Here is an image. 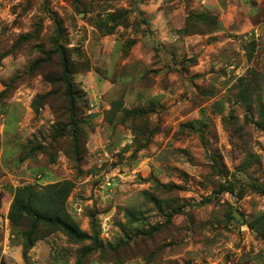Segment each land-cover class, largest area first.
I'll list each match as a JSON object with an SVG mask.
<instances>
[{
    "label": "rangeland",
    "instance_id": "1",
    "mask_svg": "<svg viewBox=\"0 0 264 264\" xmlns=\"http://www.w3.org/2000/svg\"><path fill=\"white\" fill-rule=\"evenodd\" d=\"M0 2V262L264 264V237L249 224L264 215V0ZM121 9L126 18L112 31L108 13ZM193 11L215 15L216 29L186 35ZM56 41L72 52L88 99L76 141L68 127L55 134L67 103L62 85L43 76L56 69ZM44 56L45 66L32 64ZM119 97L152 108L159 131L146 147L135 150L122 111L105 122ZM72 141L77 167L63 154ZM64 178L75 183L66 207L92 237L39 233L24 258L22 227L7 217L13 190ZM227 181L233 192L213 193Z\"/></svg>",
    "mask_w": 264,
    "mask_h": 264
},
{
    "label": "trees",
    "instance_id": "2",
    "mask_svg": "<svg viewBox=\"0 0 264 264\" xmlns=\"http://www.w3.org/2000/svg\"><path fill=\"white\" fill-rule=\"evenodd\" d=\"M121 10V13H108V19L114 21V24L110 26L112 31L113 27L115 28L118 25L116 22L121 18L120 14L122 15V18H126L127 11L124 9ZM142 21L143 23H146V21ZM103 24L108 23L104 22ZM217 26L218 19L215 15L208 14V12L205 11H193L186 16L184 26L180 30L185 32L186 35H192L195 33L206 34L214 31ZM110 27H108V31H111ZM60 28L61 27L57 23L56 30L59 32V35H61ZM54 50L58 55L56 69H54L55 71L52 70L53 73L51 72V74H48L50 71L45 72L43 76L48 80H52L50 82L58 81L62 85V94L67 103L66 111L69 117L67 122L62 124V126L55 131V134L57 137L65 136L66 133L64 132V129L68 127L71 129L69 132L70 135L73 137V140L76 141L78 139V133L83 132L82 127L84 126L85 120H83L80 113H84L86 110L88 99L84 89L77 86L73 79L74 73L78 72L79 69L77 70L73 67L72 52L58 41L55 42ZM46 63H48V61L44 56L34 59L32 64L36 67H43ZM88 68L89 67L87 66V69ZM241 96L242 95H240V97ZM149 109L152 110V108L147 109L142 106H135L132 108L124 107L122 97H119L111 102L104 118L105 121H108L109 123L114 122L113 119H115L117 113L122 111L123 115L120 118V123L127 125L132 132L135 138L136 150L146 147L151 142L154 134L159 131L157 125L152 127L153 125L148 117ZM255 123L259 124L261 121H255ZM57 137L53 139L51 147L54 146L53 143L57 141ZM74 141H72L75 144L74 149L71 151L64 148L63 154L70 160L74 161L76 165L75 167H77L82 160V154L80 152L79 144ZM39 148L42 149L40 145ZM74 184L73 179L64 178L45 184L29 182L18 185L14 188L7 217L15 227H22L20 235L23 238L22 255L24 258L27 257V250L33 245L35 240L42 235L50 233V231L60 230L68 238L77 242L92 237L91 233L79 228L66 207L67 197L70 195ZM233 190H235V186L232 181H227L220 183L219 187L215 188L213 193L217 194L222 191L233 192ZM255 190H260V192H262L263 187L257 183L255 185ZM152 199L156 198L153 196ZM179 211L180 209L175 208L167 212V214H164L166 219L170 221V216L173 215L174 212ZM134 212L135 211H127V215L131 216ZM229 212H231L230 217L237 221L232 207ZM258 221H260V224H258ZM94 224V219L91 217L92 228L94 227ZM249 224L250 228L255 229L264 237V215H257V217L253 219V222H250ZM157 229L158 227L154 225L150 227L149 230L151 232L156 231ZM39 233L40 236L38 235ZM94 233L95 237L98 236L96 231H94ZM0 264L4 263L0 262Z\"/></svg>",
    "mask_w": 264,
    "mask_h": 264
},
{
    "label": "crops",
    "instance_id": "3",
    "mask_svg": "<svg viewBox=\"0 0 264 264\" xmlns=\"http://www.w3.org/2000/svg\"><path fill=\"white\" fill-rule=\"evenodd\" d=\"M158 17H159V14H156ZM161 15V14H160ZM156 16V17H157ZM156 20V18L154 19V21ZM206 35H208V34H206ZM89 94V93H88ZM93 94H94V92H93ZM92 94V95H93ZM90 95V94H89ZM100 95H101V93H97L96 95H94L93 96V99H92V96H91V99H92V101H94V103H95V105H96V108L94 109V111H93V114L94 113H97L98 114V116H100L99 117V119H102L103 118V112H95L97 109H98V106H97V101L99 100V98H100ZM99 97V98H98ZM92 103V102H91ZM90 103V104H91ZM107 106H109L108 104H107ZM89 110H92V109H89ZM89 110H88V112H89ZM106 122V121H105Z\"/></svg>",
    "mask_w": 264,
    "mask_h": 264
},
{
    "label": "water",
    "instance_id": "4",
    "mask_svg": "<svg viewBox=\"0 0 264 264\" xmlns=\"http://www.w3.org/2000/svg\"><path fill=\"white\" fill-rule=\"evenodd\" d=\"M234 214H235L237 219L240 217V214L238 212H236L235 210H234Z\"/></svg>",
    "mask_w": 264,
    "mask_h": 264
},
{
    "label": "built area",
    "instance_id": "5",
    "mask_svg": "<svg viewBox=\"0 0 264 264\" xmlns=\"http://www.w3.org/2000/svg\"><path fill=\"white\" fill-rule=\"evenodd\" d=\"M0 1H2V0H0ZM1 3V2H0ZM91 106H92V104H91Z\"/></svg>",
    "mask_w": 264,
    "mask_h": 264
}]
</instances>
